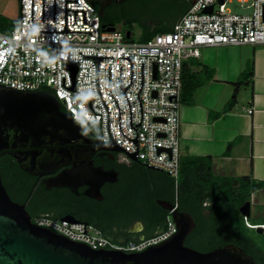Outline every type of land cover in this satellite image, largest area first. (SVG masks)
<instances>
[{"label": "built area", "instance_id": "built-area-1", "mask_svg": "<svg viewBox=\"0 0 264 264\" xmlns=\"http://www.w3.org/2000/svg\"><path fill=\"white\" fill-rule=\"evenodd\" d=\"M235 2L240 10L231 9L230 5ZM211 7L212 11H209ZM68 9H84L89 22L84 23V11L78 10L75 23V11L68 10V28L92 31L91 34L33 33V30L64 29L65 0H56L55 21L54 0H45V20L43 0H34V20L32 0H23V26L20 0L17 25L11 32H0V84L19 91L51 89L66 111L87 127V132L94 131L95 124L99 129L97 134L103 142L109 143V117L104 100L110 112L111 134L129 152L137 150V144L129 138L137 137L132 125L142 122L143 112V122L136 126L138 160L168 172L174 177L178 191L183 157L181 107L184 62L190 57L199 58L204 47L264 45V0H193L172 31L159 33L146 42L131 41L127 37L128 30L121 24L114 26V30L104 29L102 17L91 2L68 1ZM85 56H113L100 61L102 97L98 89V61ZM120 56L133 57V83L126 89L131 114L121 88V84H131V61ZM74 66L76 70L72 68ZM110 67V86L114 96L109 87ZM114 97L120 106L121 129L129 138L120 130L119 106ZM248 112L253 113L254 109L249 108ZM121 154L122 162H133L129 154ZM177 208L178 204L169 212L165 230L147 239L128 243L114 242L96 226L85 222H70L44 215L34 221L75 241L86 242L95 249L103 247L139 252L171 238L178 231L172 215ZM244 218L249 227L256 229L259 226Z\"/></svg>", "mask_w": 264, "mask_h": 264}, {"label": "water", "instance_id": "water-1", "mask_svg": "<svg viewBox=\"0 0 264 264\" xmlns=\"http://www.w3.org/2000/svg\"><path fill=\"white\" fill-rule=\"evenodd\" d=\"M68 1L77 0H65L64 29L33 30L32 32L91 34L92 31H72L68 28V10L75 11V23H77V11H84V23H89L86 19L85 10L68 9ZM86 1L99 4V14L103 18L106 15L107 7L114 2L121 3L126 0ZM209 11H212V7ZM33 14L34 0H32V20H34ZM43 20H45V0H43ZM55 20L56 0H54ZM103 28L115 29L114 26H108L107 24H104ZM127 37H132V31L128 30ZM85 57H93L98 61V89L100 92V61L105 57L113 56ZM120 58H127L131 61V84L129 86L121 84L128 100L126 89L133 83V57L120 56ZM72 68L76 70L75 66ZM110 71L111 67L109 69V87L113 95L110 86ZM143 72L144 62L142 64V87ZM103 102L108 109V127L111 135L109 143L103 142L100 134L97 138H93L92 133L87 132L84 124L79 123L71 113L63 110L62 102L54 92L45 89L19 91L12 89L11 86L0 84V159L5 155H10L16 159L20 168L30 175H51V178L44 181L47 188L69 187L75 193H78L80 186L88 185L89 189L86 194L101 199L102 186L107 182L116 181L119 172L116 169L97 166L94 156L101 150L109 154L126 152L133 161H139L137 157L138 130L136 126L143 122L142 112V122L136 124V126L131 123L137 131V137L131 139L126 136L121 129L120 106L116 100L120 112V130L127 138L137 144V150L129 152L112 136L109 108L104 100ZM128 103L131 114L129 100ZM146 165L152 169L163 170L151 164ZM159 203L169 212L175 207L173 204H165L162 200ZM240 212L244 217L251 218L252 206L250 200L245 202ZM172 215L177 223L178 231L171 238L159 244L139 252H127L103 247L95 249L86 242L75 241L49 227L37 224L26 205L15 201L11 197L0 170V264H260L243 248L235 244H228L208 252L186 245L188 236L197 226L195 219L189 212L181 211L179 208ZM61 220L80 222L71 215H66ZM255 230L264 237V226L259 225Z\"/></svg>", "mask_w": 264, "mask_h": 264}, {"label": "trees", "instance_id": "trees-1", "mask_svg": "<svg viewBox=\"0 0 264 264\" xmlns=\"http://www.w3.org/2000/svg\"><path fill=\"white\" fill-rule=\"evenodd\" d=\"M193 0H144L150 17L159 18L158 21L148 26L142 24V34L138 40L131 37V41L146 42L159 33L170 32L174 24L190 8ZM98 11L100 6L93 3ZM114 2L111 6H115ZM107 7L106 12L110 7ZM126 9L123 16H128ZM129 17V16H128ZM122 17L107 16L101 19L102 25H118ZM132 21V20H131ZM18 20H13L0 13V32L8 33L17 25ZM129 31L134 29L130 25L126 28ZM192 66H200V63L194 57H190L184 62L183 66V93L182 102L193 103L192 96L195 90L206 84L213 76L214 71L206 67L203 72L208 73L207 77L192 69ZM252 71H250V74ZM45 90L53 92L49 88ZM234 101L228 108H232ZM66 111V107L63 106ZM96 133L99 132L97 125H93ZM141 164L145 165L142 161ZM147 166V165H145ZM107 167H113L120 171L133 169L132 162L125 163L114 161L107 163ZM0 170L4 184L6 185L11 197L15 199L14 192L20 195H30L32 186L22 176L30 177L31 175L23 171L16 159L10 155H5L0 159ZM168 174V173H167ZM172 198L178 195V204L181 211L189 212L195 219L196 228L188 236L186 245L203 251H212L228 244L240 246L254 257V259L264 264V246L259 243L256 230L248 226L240 209L246 201L251 200L252 193L264 187V181H259L251 176L228 177L219 176L213 171V162L209 157L185 156L181 160V174L179 178L178 191L176 190V181L170 174ZM143 187H145L143 185ZM155 197H161V194L151 190ZM177 192V193H176ZM74 196V195H72ZM34 212L31 210L33 218L47 214L52 218L59 219L66 215L68 211H77L82 215L84 222L99 227L96 222L93 205L83 201H72L69 196L59 192H51L45 187L37 190L33 198ZM147 227L149 235L147 238L156 235L167 226L169 211L161 210L153 200H148L146 205ZM150 215V216H149ZM251 224H264L262 222H253ZM255 231V233H254ZM141 241L130 238L126 241Z\"/></svg>", "mask_w": 264, "mask_h": 264}, {"label": "crops", "instance_id": "crops-1", "mask_svg": "<svg viewBox=\"0 0 264 264\" xmlns=\"http://www.w3.org/2000/svg\"><path fill=\"white\" fill-rule=\"evenodd\" d=\"M194 58L200 63L192 66L194 71L207 77L206 67L214 74L195 90L193 103L182 104L183 157L211 158L219 176L264 181V45L204 47ZM250 201V219L264 223V187Z\"/></svg>", "mask_w": 264, "mask_h": 264}, {"label": "flooded vegetation", "instance_id": "flooded-vegetation-1", "mask_svg": "<svg viewBox=\"0 0 264 264\" xmlns=\"http://www.w3.org/2000/svg\"><path fill=\"white\" fill-rule=\"evenodd\" d=\"M126 9L128 10L129 17L122 15ZM147 11L148 8L144 0H126L117 3L115 6H111L105 16L108 18L122 17L118 25L121 24L124 28L131 25L134 31L135 29H140L142 31V24L152 26L159 19L158 17H150L146 13ZM89 133H92L93 138L98 137L95 130ZM122 158L121 153L114 152L109 154L103 150L99 151L94 156L95 164L97 166H105L106 169H115L113 167H107V163L111 164L114 161L122 162ZM132 167L133 169L126 171L116 169L119 172L117 180L114 182H107L102 186L101 199L86 194V191L89 189L88 185L80 186L78 188V193H75L69 187L47 188L44 181L51 178V175H31L30 177L23 175L22 177L31 184L33 190L28 196L14 192V200L21 204H25L30 214H32L31 210H33L32 212L35 211L33 208V198L37 190L45 187L51 192L60 191L62 194L69 196V199L72 201H83L93 205L96 209L92 214L95 215L96 222L99 225V227H96L112 241L126 243L130 238L144 240L147 239L150 232L146 222L147 201L153 200L161 210H166L159 201L162 200L167 205H176L178 204V195L173 199L170 194L171 180L168 172L149 168L139 161H133ZM143 185L145 187H143ZM151 190L161 194V197H155V194L152 193ZM43 215L49 216L47 214ZM66 215H71L80 222H84L82 215H79L77 211H68Z\"/></svg>", "mask_w": 264, "mask_h": 264}, {"label": "rangeland", "instance_id": "rangeland-1", "mask_svg": "<svg viewBox=\"0 0 264 264\" xmlns=\"http://www.w3.org/2000/svg\"><path fill=\"white\" fill-rule=\"evenodd\" d=\"M230 7L232 10H240L239 4L237 2L231 4ZM0 13L4 14L5 16L13 20H18L20 13V0H0ZM141 34L142 31L140 29H135V31H133V39L138 40ZM227 57H228V53H224L222 55L223 59H226ZM229 57L235 58L236 56L230 53ZM244 91L245 90L243 89V92ZM252 221H256V219L253 217ZM256 236L259 243L264 246V237L258 234L257 232H256Z\"/></svg>", "mask_w": 264, "mask_h": 264}]
</instances>
